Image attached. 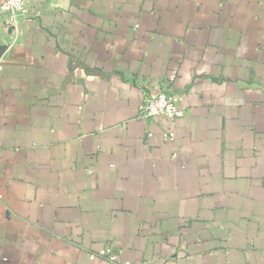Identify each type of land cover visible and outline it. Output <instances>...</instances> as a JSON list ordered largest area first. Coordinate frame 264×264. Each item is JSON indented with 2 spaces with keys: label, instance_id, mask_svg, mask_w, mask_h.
<instances>
[{
  "label": "crops",
  "instance_id": "0c3cea01",
  "mask_svg": "<svg viewBox=\"0 0 264 264\" xmlns=\"http://www.w3.org/2000/svg\"><path fill=\"white\" fill-rule=\"evenodd\" d=\"M27 5L0 9V264H264V0ZM172 71L168 140L140 113Z\"/></svg>",
  "mask_w": 264,
  "mask_h": 264
},
{
  "label": "built area",
  "instance_id": "2783aa9c",
  "mask_svg": "<svg viewBox=\"0 0 264 264\" xmlns=\"http://www.w3.org/2000/svg\"><path fill=\"white\" fill-rule=\"evenodd\" d=\"M1 11L8 16L12 27L20 18L27 16L28 5L27 0H1ZM3 65L0 63V71ZM177 79V73L172 71L165 75L160 82V88L156 93H147L145 95L143 105L141 107V116L145 118H153L156 116H165L170 121V128L164 131V136L168 140L176 139L175 123L177 119L185 115V109L179 105L183 94L172 88L173 83ZM96 256L105 257L109 264H132L128 260L121 258L120 253L113 249L111 245H107L96 253L90 255L91 258ZM144 264V263H140Z\"/></svg>",
  "mask_w": 264,
  "mask_h": 264
}]
</instances>
